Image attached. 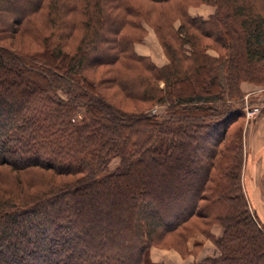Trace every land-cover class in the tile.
I'll return each instance as SVG.
<instances>
[{"label": "trees", "instance_id": "16d2710c", "mask_svg": "<svg viewBox=\"0 0 264 264\" xmlns=\"http://www.w3.org/2000/svg\"><path fill=\"white\" fill-rule=\"evenodd\" d=\"M66 1L0 0V21L8 3L5 29L11 28L23 44L33 35L44 43L49 36L43 25L55 22L61 28ZM147 1L156 6L146 7L144 16L135 0H88L83 11L75 3L74 19L83 18L85 26L83 45L72 52L47 43L42 56L50 54V59L44 57L40 66L32 57L28 62L6 60L0 53V166L42 170L36 174L39 183L27 184L37 186L35 194L0 198V264H147V251L158 234L166 238L177 232L183 240L195 231L213 239L220 253L192 264H264V226L250 211L244 192L242 147L227 166H220L227 156L218 148L230 125L245 113L244 106L227 105L228 95L235 96L242 81H255L250 72L264 61V0H207L227 9L216 22L183 14L175 0ZM159 5H168V14L158 13ZM233 13L242 19L235 20ZM183 15L191 26L182 22L176 29L175 19ZM137 17L155 27L171 58L163 67L147 63L156 70L149 78L136 73L147 70V60L130 51L134 35L125 32ZM195 25L216 30L226 47L239 35L233 29L242 27L243 58L221 61L228 71L224 81L212 72L216 59L199 54ZM167 30L191 47L183 57L190 62L180 61L166 43ZM52 57L59 62L55 69L60 77L55 79ZM104 65L114 73L112 87L122 80L125 86L119 87L131 91L128 96L164 101V81L174 87V106L205 104L192 115L172 110L169 115H128L114 94L104 91L106 79L87 74ZM144 78L149 88L132 91ZM115 159L119 162L112 167ZM202 201L212 202L219 212L200 211ZM214 222L223 226L217 237L210 231Z\"/></svg>", "mask_w": 264, "mask_h": 264}, {"label": "rangeland", "instance_id": "374dc122", "mask_svg": "<svg viewBox=\"0 0 264 264\" xmlns=\"http://www.w3.org/2000/svg\"><path fill=\"white\" fill-rule=\"evenodd\" d=\"M88 0H80L79 2L75 0H67L66 4L69 6H66L63 8V16L60 18L61 28L57 30V26L54 24H47L45 23L43 25L44 32L49 36L48 40H46L44 43L39 41L34 35L30 38H28L25 41V44L21 43V37L17 34L14 36L12 32L8 31L11 28L5 29V24H3V20H5V9L8 6L10 7V4H5L1 9V19L0 21V48L2 55L6 60L9 58H16L21 57L24 58L25 61H30V58L32 57V61L35 65H42L43 64V58H49L50 54H43V49L45 48L46 44L49 43L51 47L55 46V48L62 47L63 50H71L72 52H77L79 49V46L83 45V42L80 41L83 37L85 26H83V18L82 20L75 21L74 19V13H76L75 10V3L80 5V9L83 11V3H86ZM140 3L141 9H144L142 13L145 14L146 7H152L155 4L152 2H149L147 0H135ZM221 1V0H219ZM177 7H181V12L183 14H188L189 16H198L203 18H212L214 22L217 21L216 18L224 17L225 14H227L226 8H219L218 4L214 3L213 1H207V0H175L173 1ZM53 0H49L48 4L52 5ZM115 2H112L114 4ZM169 5V3H167ZM171 4V2H170ZM168 5H159L162 6V9H158V13L163 11L164 14H168L166 10H168ZM77 6V5H76ZM156 6V5H155ZM110 6H108L109 8ZM167 7V8H166ZM79 8V7H78ZM107 8V9H108ZM115 8V7H113ZM71 9V10H70ZM154 10V9H153ZM47 12H49V9H47ZM114 12V11H112ZM154 12V11H153ZM228 12H231V10H228ZM51 13V12H49ZM47 13V14H49ZM57 13V11H56ZM46 14V15H47ZM264 14V11H263ZM155 15V14H154ZM52 17L55 16V13L52 12ZM142 16H144L142 14ZM233 17L235 20L242 19L241 16H236L233 13ZM82 21V23H81ZM182 22H186V26H191V24L188 22V16L183 15L181 18H176L174 22V26L176 29H178ZM141 25L142 29L140 28L139 24ZM12 25V24H11ZM10 25V26H11ZM82 25V28H81ZM85 25V22H84ZM9 26V27H10ZM76 26H79L78 30H74L72 32V29ZM137 26V27H136ZM201 25H195L194 27L199 30H194L195 37H193L195 44L197 46V49L199 51L200 55L209 54L210 57L213 59H216L215 61H212L210 65L215 66V70L212 72L214 74H217L220 78V80H225V75H227L228 71L224 68L221 61H224L227 58H241V40L240 34L242 33V27L239 26V35H234V40L232 41L231 47H226L224 40L220 37V35L216 32V30H211V28L204 27ZM4 31V32H3ZM126 34H129L130 36L134 35L133 39L135 42H133L132 47H130V51L136 52L138 55L142 56L141 58H146L147 61H145L143 64H145V67H147V63L163 67L171 62V58L169 57V52L166 50V48L163 46L161 38L155 29V27L148 23L145 19L142 17L139 18H133V25L129 28L128 32L125 31ZM189 36H191L192 30H188ZM210 36H207L208 34ZM71 34L73 35L71 38ZM3 36V37H2ZM108 36H112L111 33H108ZM51 38V40H50ZM164 38L166 39V43L171 44L174 52L176 51L181 57L180 61H186L190 62L191 59H183L184 57V49L191 50V47L189 45H181L183 40V36H180L176 33H173L170 30H167L166 34L164 35ZM192 39V40H193ZM70 43V46L68 47L67 44ZM61 44V45H60ZM239 47V49L236 50V47ZM3 48L5 50H3ZM77 49V50H76ZM22 50V51H20ZM29 50V51H28ZM26 51L27 53H24ZM56 51V49H55ZM33 52V54H29ZM132 52V53H133ZM97 56V55H94ZM191 58V57H189ZM225 58V59H224ZM243 58V57H242ZM50 59V58H49ZM204 60L202 56L198 60L201 61ZM52 61L54 62V67H51V70L54 74H51V78H59L60 74L57 69H55V64H58L59 62L56 61L55 58L52 57ZM184 62V63H186ZM183 63V64H184ZM200 63V62H199ZM147 67V70H142L140 73L144 76L148 77L150 75H154L156 70L149 69ZM227 71V73H226ZM193 73V72H192ZM87 74L89 78L91 76H96L98 78H105L106 81L102 84V87L104 88V91L108 94H114L115 100L120 103V108L123 112H128V115H135L139 114L140 112H143L145 114H170L171 110L173 112L177 111L180 115H189L190 113H201V111L196 110V106H201L205 103H185L181 105L174 106V102L176 101V97L172 95V98L170 97V92L173 93V86H166V83L164 81H161L160 85L161 88L165 89L163 91L164 94V101H158L155 102L154 100H146L145 95L141 96V98L128 96L127 94L131 91H124L123 88H120L119 86H125L124 84H120L122 80L118 81L119 83L116 84V87H112L111 84H113L112 81H110L114 73L109 72V67L104 65L103 67L95 68L93 66L92 71H87ZM133 74V73H132ZM249 75V74H248ZM73 78H78V74H71L70 75ZM81 76V75H80ZM250 76L253 77V80H244L240 84V89L236 93L235 96L231 97V95H228L227 99V105H234V106H244L245 113L241 114L242 116L235 119V123L231 124L229 127L228 134L226 136V140H224L223 145L221 147L218 146L220 149L221 154H226L227 158L226 160L223 159L220 163V166L226 165L230 162L231 156L238 151V148L242 147L243 151V166H242V175H243V167L246 160V154L249 152L248 156H250V159L248 160L249 163L253 162L254 168H251L253 170V173L250 174V180H249V196L244 192L247 197V200L250 199L254 203L251 206L250 201L249 203V209L250 211L258 216L259 220L264 226V61L256 64L253 67V71L250 72ZM136 80H140V78H136ZM149 81L154 82V79H149ZM133 90L136 92H143L144 88L148 87V80L145 82V78L143 80L142 84H133ZM149 88V87H148ZM13 103V102H11ZM14 104V103H13ZM248 105V106H246ZM122 106V107H121ZM259 107L261 108V113H263V116L259 120L258 124L251 125L250 128L247 125L248 124V116H247V108L250 110ZM175 108V109H173ZM172 112V114H173ZM133 113V114H132ZM260 114H258L255 118L259 117ZM193 114V115H194ZM197 114V113H196ZM126 115V116H128ZM192 115V114H190ZM236 116H233L235 118ZM78 118H82V115L78 114ZM161 118V116H160ZM254 118V119H255ZM261 124V125H260ZM249 128V129H248ZM250 130V131H249ZM248 131V132H247ZM249 134V136H248ZM247 139V141H246ZM210 144H213V148L215 147L213 142H210ZM257 156V158H255ZM261 156V158H259ZM222 158V156H221ZM119 160L115 159L112 162V167H115L118 164ZM261 165L263 168H261ZM42 170L36 171V170H14L9 165H2L0 166V198H6L9 197V194H12V196H20L22 198H25V196H28L30 194H35L37 186L29 187L27 184H37L40 181L38 180L37 173H41ZM219 172L220 170L215 171L214 175L216 173V178H219ZM250 173V170H249ZM214 178V177H213ZM212 182L210 183V185ZM243 184V179H242ZM9 193V194H7ZM207 196H209L212 200H214V192L213 191H207ZM206 194L204 196H206ZM250 198V199H249ZM0 201H3L0 199ZM200 204L201 209L200 211H205L207 213L216 214L218 213V207L215 206L212 202L209 201H202ZM255 207V208H254ZM254 208V209H253ZM258 210V213L256 212V209ZM198 219H193L192 221H196ZM213 222V221H211ZM223 233V226L220 223L214 222L211 224L210 231L213 233L215 237H217L221 233V228ZM220 236V235H219ZM199 243V245H197ZM219 254L220 249L217 243L209 238L208 236L204 235L201 232L195 231V234L188 236L187 238L180 240L178 238V234L172 233L166 236L164 238L160 234H158L150 248L147 251V264H192L194 262H199L201 260H198V258L204 256L205 254ZM217 256V255H215ZM208 257V256H207ZM210 257V256H209Z\"/></svg>", "mask_w": 264, "mask_h": 264}, {"label": "crops", "instance_id": "0c3cea01", "mask_svg": "<svg viewBox=\"0 0 264 264\" xmlns=\"http://www.w3.org/2000/svg\"><path fill=\"white\" fill-rule=\"evenodd\" d=\"M263 116V113H261V115L259 116V117H257V118H255V119H253V120H251V121H249L248 122V126H249V128H250V126L251 125H256V124H258V122H259V120L261 119V117ZM262 120V119H261ZM261 125V124H260ZM248 128V129H249ZM250 131V130H249ZM248 132V131H247ZM248 136H249V134H248ZM246 141H247V139H246ZM248 154H249V152H247V154H246V160H245V163H244V167H243V175H242V179H243V185H244V187H245V192L247 193V195L249 196V188L248 187H250L249 186V178H250V174L251 173H253V170H251V168H254L255 166H253V162L252 163H249L248 162V160L250 159V156H248ZM255 158H257V156L255 157ZM259 158H261V156L259 157ZM261 168H263V166L261 165ZM249 170H250V173H249ZM251 188V187H250ZM250 199V198H249ZM250 201V204H251V206H255V205H253L254 203L252 202V200L250 199L249 200ZM256 207V206H255ZM254 207V208H255ZM253 208V209H254ZM256 210V212L258 213V210H257V208L255 209ZM259 216V215H258ZM221 228V227H220ZM222 234V228H221V233L219 234V235H221ZM218 235V236H219ZM215 255H219L218 253L217 254H212V255H209V254H205L204 256H202V257H200V258H198V260H202V259H204V258H206L207 256L209 257V256H215Z\"/></svg>", "mask_w": 264, "mask_h": 264}, {"label": "built area", "instance_id": "2783aa9c", "mask_svg": "<svg viewBox=\"0 0 264 264\" xmlns=\"http://www.w3.org/2000/svg\"><path fill=\"white\" fill-rule=\"evenodd\" d=\"M246 106H248V105H246ZM261 112H262L261 111V108H259V107H256V108H254L252 110H250L249 108H247L248 121L253 120Z\"/></svg>", "mask_w": 264, "mask_h": 264}]
</instances>
